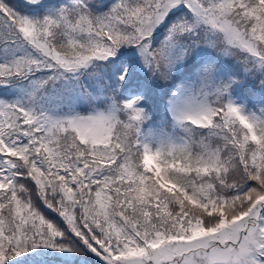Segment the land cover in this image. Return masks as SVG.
Wrapping results in <instances>:
<instances>
[{"label": "snow or ice", "instance_id": "1", "mask_svg": "<svg viewBox=\"0 0 264 264\" xmlns=\"http://www.w3.org/2000/svg\"><path fill=\"white\" fill-rule=\"evenodd\" d=\"M0 264H264V0H0Z\"/></svg>", "mask_w": 264, "mask_h": 264}]
</instances>
